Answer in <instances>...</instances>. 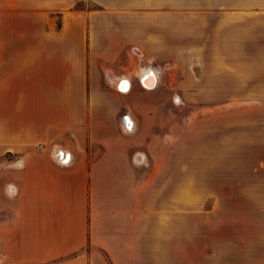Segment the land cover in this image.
<instances>
[{
	"label": "crops",
	"instance_id": "1",
	"mask_svg": "<svg viewBox=\"0 0 264 264\" xmlns=\"http://www.w3.org/2000/svg\"><path fill=\"white\" fill-rule=\"evenodd\" d=\"M185 20L195 78L255 100L264 126V0H0V264H165L177 251L183 221L137 204L151 173L135 134L159 73L142 71L143 89L123 61L170 51L180 66Z\"/></svg>",
	"mask_w": 264,
	"mask_h": 264
},
{
	"label": "rangeland",
	"instance_id": "2",
	"mask_svg": "<svg viewBox=\"0 0 264 264\" xmlns=\"http://www.w3.org/2000/svg\"><path fill=\"white\" fill-rule=\"evenodd\" d=\"M183 31L180 66L170 51L162 61L138 50L123 61L141 88L142 71L156 69L160 77L157 95L147 99L148 132L143 139L135 134L142 153L136 159H146L151 173L137 204L151 206L146 219L183 221L165 264H264V126L256 121V101L226 99L224 84L195 78L190 20ZM197 79L204 82L199 90ZM7 204L4 219L13 215L12 198Z\"/></svg>",
	"mask_w": 264,
	"mask_h": 264
},
{
	"label": "bare ground",
	"instance_id": "3",
	"mask_svg": "<svg viewBox=\"0 0 264 264\" xmlns=\"http://www.w3.org/2000/svg\"><path fill=\"white\" fill-rule=\"evenodd\" d=\"M149 77H150V76H149ZM149 77H148V78H149ZM127 86H128V85H127ZM124 89H127V88L125 87Z\"/></svg>",
	"mask_w": 264,
	"mask_h": 264
}]
</instances>
